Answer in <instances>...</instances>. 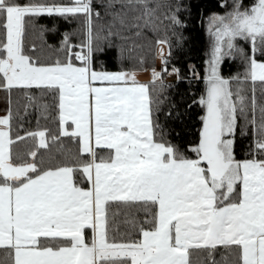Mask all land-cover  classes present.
Listing matches in <instances>:
<instances>
[{"label": "snow or ice", "instance_id": "obj_1", "mask_svg": "<svg viewBox=\"0 0 264 264\" xmlns=\"http://www.w3.org/2000/svg\"><path fill=\"white\" fill-rule=\"evenodd\" d=\"M221 6L207 19L199 134L176 142L158 115L174 107L165 74L181 79L172 42L156 41L159 69L124 42L161 25L181 42L180 0H0V264H193L194 250L201 264H264V0ZM43 14L75 27L50 44ZM28 25L44 39L31 51ZM112 47L115 70L100 58ZM225 57L240 71L223 75ZM14 90L56 131L14 134ZM28 138L37 146L13 151ZM49 141L62 158L40 154Z\"/></svg>", "mask_w": 264, "mask_h": 264}, {"label": "trees", "instance_id": "obj_2", "mask_svg": "<svg viewBox=\"0 0 264 264\" xmlns=\"http://www.w3.org/2000/svg\"><path fill=\"white\" fill-rule=\"evenodd\" d=\"M58 2H69V0H58ZM184 5L180 9L179 15L186 21L185 25L179 30L183 39L178 43V36L174 35L169 28L167 31L164 25H161L158 30H152L151 27L143 29V35L134 36L130 35L129 40L125 41V47H139L134 48V55L136 57L135 63H139V57L145 58V67L157 66L156 65V41L167 36L172 42V55L169 68L175 65L180 70L181 79H177L175 74L174 78L167 80L165 74L166 85H171L167 88V96L171 103L174 105L172 114L168 115V104L163 106L162 111L158 114L160 122L164 124L167 129L170 139L176 142L189 141L193 137H198V128L200 125V116L202 110L198 104L199 96L203 92V79L206 69L205 57V41H206V25L207 19L213 12H223L224 8L221 6V0H180ZM251 0H244L247 5ZM36 23L38 25L46 26L47 31L43 33V38L50 44H58L65 30H70L75 25H70L63 18L58 16H49L43 14ZM55 26V30H53ZM44 39L41 38L39 29H33L31 25L27 26L25 36V47L31 51V44L36 43L38 47L43 45ZM240 44L244 45V41L240 40ZM167 52H168V45ZM246 46V45H245ZM167 54V53H166ZM45 57L54 53L44 49ZM101 59L105 62V67L110 70H115L119 67L116 60V48H108L103 54ZM132 63V61H126ZM99 63V61H98ZM191 65L195 66V73ZM241 69V61L233 58L225 59L220 66V71L223 75H234ZM250 83V82H249ZM250 94V92H249ZM12 110H13V133L35 130L38 127H47L50 129L46 136L51 132H55L57 128L56 121L53 120L52 115L45 117L41 112H38L35 107H29L27 112L24 110V104L27 103V98L21 93L13 91L12 93ZM196 101V103H193ZM8 109V96L4 90H0V113H7ZM23 128H20V125ZM64 140V138H61ZM51 144V141H49ZM65 143L71 147L70 141ZM33 141L28 138L23 142H16L13 145L14 152L25 153L28 149L36 147ZM40 154L51 155L56 158H62L58 154L57 145L51 144L49 149L39 148ZM237 154L240 158L243 156L240 153L239 146L237 147ZM29 159H31L29 157ZM143 215V214H141ZM123 229V225H120ZM203 253L193 251L191 259L193 264H201ZM216 257L221 259V253L217 252Z\"/></svg>", "mask_w": 264, "mask_h": 264}, {"label": "rangeland", "instance_id": "obj_3", "mask_svg": "<svg viewBox=\"0 0 264 264\" xmlns=\"http://www.w3.org/2000/svg\"><path fill=\"white\" fill-rule=\"evenodd\" d=\"M228 3L230 5L232 3V0H228ZM226 10L227 9L224 8V11H226ZM205 42L206 43H205V53L204 54H205V57H206V60H207L208 59L207 53H208L209 48H210V37H209V34H208L207 30H206V41ZM162 47L164 48L165 54H166L167 53V46H166V44H164ZM157 48H158V46H156V53H157ZM156 65H157L156 66L157 69H159L161 67V60L159 59V56L157 54H156ZM137 77L140 78V79H138V78L137 79L140 80V81H142V82L148 81L150 79V72H147V71L139 72L137 74ZM166 78H167V80H172L174 78V76L171 74V75H167ZM5 114L6 113H0V116L5 115Z\"/></svg>", "mask_w": 264, "mask_h": 264}, {"label": "water", "instance_id": "obj_4", "mask_svg": "<svg viewBox=\"0 0 264 264\" xmlns=\"http://www.w3.org/2000/svg\"><path fill=\"white\" fill-rule=\"evenodd\" d=\"M206 62V61H205ZM206 64V63H205ZM221 66V65H220ZM206 67H207V65H206ZM205 91V80L203 79V92ZM202 92V93H203ZM198 104H199V100H198ZM199 106H200V108H201V110H202V114H201V116L203 115V107L199 104ZM201 116H200V118H201ZM199 121H200V125H199V127L201 126V119H199ZM199 129V128H198ZM199 134V133H198Z\"/></svg>", "mask_w": 264, "mask_h": 264}, {"label": "flooded vegetation", "instance_id": "obj_5", "mask_svg": "<svg viewBox=\"0 0 264 264\" xmlns=\"http://www.w3.org/2000/svg\"><path fill=\"white\" fill-rule=\"evenodd\" d=\"M228 58H230V57H225V59H228ZM225 59H224V60H225Z\"/></svg>", "mask_w": 264, "mask_h": 264}, {"label": "crops", "instance_id": "obj_6", "mask_svg": "<svg viewBox=\"0 0 264 264\" xmlns=\"http://www.w3.org/2000/svg\"><path fill=\"white\" fill-rule=\"evenodd\" d=\"M138 78V77H137ZM138 79H140V78H138Z\"/></svg>", "mask_w": 264, "mask_h": 264}]
</instances>
